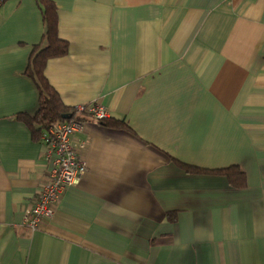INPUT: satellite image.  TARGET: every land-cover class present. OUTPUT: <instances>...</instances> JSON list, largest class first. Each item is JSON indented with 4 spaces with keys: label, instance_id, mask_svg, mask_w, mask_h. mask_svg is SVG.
Here are the masks:
<instances>
[{
    "label": "crops",
    "instance_id": "0c3cea01",
    "mask_svg": "<svg viewBox=\"0 0 264 264\" xmlns=\"http://www.w3.org/2000/svg\"><path fill=\"white\" fill-rule=\"evenodd\" d=\"M51 1L67 54L47 83L126 128L85 119L87 172L41 230L20 226L53 166L15 120L37 108L26 71L45 26L35 0L3 1L0 264H264V0ZM172 160L236 167L245 186Z\"/></svg>",
    "mask_w": 264,
    "mask_h": 264
},
{
    "label": "built area",
    "instance_id": "2783aa9c",
    "mask_svg": "<svg viewBox=\"0 0 264 264\" xmlns=\"http://www.w3.org/2000/svg\"><path fill=\"white\" fill-rule=\"evenodd\" d=\"M3 1L5 0H0V4ZM72 111L76 119L52 125L40 138L39 143L47 147V154L53 157V166L47 179L39 185L31 206L23 214L20 226L31 232L41 230L51 220L52 208L87 172L82 154L86 145L75 144L72 137L82 132L85 119L101 123L108 118L107 111L96 104L79 105ZM13 232L12 226H0V234L7 235Z\"/></svg>",
    "mask_w": 264,
    "mask_h": 264
},
{
    "label": "trees",
    "instance_id": "16d2710c",
    "mask_svg": "<svg viewBox=\"0 0 264 264\" xmlns=\"http://www.w3.org/2000/svg\"><path fill=\"white\" fill-rule=\"evenodd\" d=\"M41 13L42 21L45 26L43 41L44 47L35 48L32 51L29 67L26 71L27 77L31 79L38 91L37 108L34 114L21 113L15 116V120L23 124L30 132L31 139L35 143L40 142L44 131L52 125L63 123V116H70L76 119L72 109L62 105L58 95L49 86L45 77L44 70L46 63L50 60L59 59L67 54V43L57 35V9L51 0H35ZM70 119V120H71ZM106 127L114 130H122L126 125L107 120L101 122ZM172 162L186 174L221 176L224 177L229 185L235 189H242L245 186V175L236 167H230L218 171H205L179 163ZM167 220L175 222V215H166Z\"/></svg>",
    "mask_w": 264,
    "mask_h": 264
},
{
    "label": "water",
    "instance_id": "95a60500",
    "mask_svg": "<svg viewBox=\"0 0 264 264\" xmlns=\"http://www.w3.org/2000/svg\"><path fill=\"white\" fill-rule=\"evenodd\" d=\"M70 119H71L70 116H63V117H62V120H63V121H69Z\"/></svg>",
    "mask_w": 264,
    "mask_h": 264
}]
</instances>
